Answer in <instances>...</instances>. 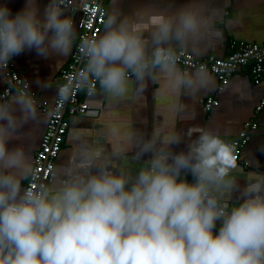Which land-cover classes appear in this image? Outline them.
I'll return each mask as SVG.
<instances>
[{
    "label": "clouds",
    "instance_id": "obj_1",
    "mask_svg": "<svg viewBox=\"0 0 264 264\" xmlns=\"http://www.w3.org/2000/svg\"><path fill=\"white\" fill-rule=\"evenodd\" d=\"M114 2L104 12L96 8L102 27L95 29L93 18L95 31L80 46L83 68L59 89L62 101L74 84L89 95L98 84L106 96L123 98L132 77L143 86L157 71L173 93L213 90L205 70L178 69L177 52L206 55L216 47L226 7L169 0L120 12ZM75 35L60 0H47L42 10L40 0H23L16 11L0 0V65L33 51L67 57ZM220 87L245 99L235 81ZM14 103L19 114L0 105V264H264V171L257 161L241 172L235 143L193 125L185 150H171L181 144L179 134L161 147L144 141L136 158L148 159L134 175L101 163V148H84L63 175L49 166L46 184L38 176L44 170L33 167L26 126L47 120L27 95Z\"/></svg>",
    "mask_w": 264,
    "mask_h": 264
},
{
    "label": "crops",
    "instance_id": "obj_2",
    "mask_svg": "<svg viewBox=\"0 0 264 264\" xmlns=\"http://www.w3.org/2000/svg\"><path fill=\"white\" fill-rule=\"evenodd\" d=\"M84 1L72 0V5L61 6L73 19L76 35L72 48L80 31L79 22L83 17L80 6ZM167 2L169 0H119V3H113L112 9L131 12L140 5L152 3L164 6ZM175 2L179 4L183 0ZM46 3L47 0H40L41 10ZM8 5L16 11L22 7L23 0H8ZM210 5L226 7L228 17L225 18L227 24L223 26L219 44L206 55L226 57L231 51L229 47L231 40L250 43H261L264 40V0H210ZM194 56L205 55L197 53ZM69 59L70 55L64 58L43 59L34 51L15 57L17 70L28 90L27 96L34 101L38 117L46 119L47 122L48 115L41 105L46 104L50 107L54 104L57 85L60 82L59 73L68 64ZM177 67L188 74L197 71L184 69L179 65ZM205 71L214 79L213 90L197 92L191 96L185 95L183 91L173 93L168 77L158 71L157 78L155 80L146 78L143 86L132 77L129 92L123 98L108 97L98 87L95 95L87 100L89 108L87 114L67 116L69 126L55 161L54 172L63 175L70 161L77 157L82 149L101 148L103 150L101 163L114 172L124 170L134 175L148 159L147 156L140 160L136 158L140 145L146 140H154L156 146L161 147L171 135L179 134L182 142L178 146H172L171 150L174 152L185 150L190 139L187 130L193 125H199L216 131L222 139L232 143L249 120L255 123V128L248 130L247 143L242 148L238 164L241 166V172H246L253 170L249 165L255 166L258 161L259 169L264 171V154L259 151L260 148H264V105L258 109L264 98V76L256 81L250 69L243 67L230 77L228 84L235 81L241 86L245 97L241 100L240 93H233L231 89L228 91L219 89L218 79L210 71ZM4 85L5 78L0 65V90ZM17 96L6 106L19 114L18 105L14 103ZM206 96H214L219 101L210 111H206L201 102ZM192 116L195 119H191ZM46 126L47 123L26 126L31 129L32 163ZM195 135L193 134L192 138ZM76 137H79V140L75 139ZM239 180L243 185L242 175ZM25 183L26 181H23L24 185Z\"/></svg>",
    "mask_w": 264,
    "mask_h": 264
},
{
    "label": "built area",
    "instance_id": "obj_3",
    "mask_svg": "<svg viewBox=\"0 0 264 264\" xmlns=\"http://www.w3.org/2000/svg\"><path fill=\"white\" fill-rule=\"evenodd\" d=\"M61 6L67 7L73 4L72 0H60ZM109 0H85L80 9L83 12V17L79 22V33L77 41L72 48L68 64L61 69L59 73L60 82L57 85V93L54 104L48 106L41 105L43 111L48 115V122L45 132L40 141L39 147L35 152L33 167L35 169H43L39 173V182L49 183L51 177L48 175L49 166L54 171L55 161L61 150L64 141L69 121L67 116L85 115L87 114V100L92 96L86 91L81 90L78 84L72 86L71 95L66 101H62L59 96V89L65 84L72 81L73 75L78 73L83 68V60L81 57V43L84 39L91 38L90 29L95 31L102 27L103 16H96L95 10L97 7L104 12L107 9L106 4ZM93 18L96 20L95 29H93ZM229 47L230 53L226 57H217L214 55H205L196 57L187 51L177 52V65L184 69L193 70H208L219 81L220 85L228 83L230 77L240 68L248 67L253 78L259 81L264 76V40L261 43H250L239 40H231ZM5 78V85L0 90V105H7L10 100L17 95H27L28 90L26 84L17 70L15 58L7 65H1ZM96 84L95 88L98 89ZM32 94V93H31ZM30 94V96H31ZM204 109L210 111L214 106H217L219 101L214 96H206L201 99ZM264 105V98L261 100L258 109ZM257 109V110H258ZM255 128V123L252 120L244 124V128L239 131L237 136L232 140V143L237 145L239 156L242 148L246 145L248 139V130ZM27 184V181L25 185Z\"/></svg>",
    "mask_w": 264,
    "mask_h": 264
},
{
    "label": "bare ground",
    "instance_id": "obj_4",
    "mask_svg": "<svg viewBox=\"0 0 264 264\" xmlns=\"http://www.w3.org/2000/svg\"><path fill=\"white\" fill-rule=\"evenodd\" d=\"M15 96H17V94H16ZM15 96H14V97H15ZM14 97H13V98H14Z\"/></svg>",
    "mask_w": 264,
    "mask_h": 264
}]
</instances>
